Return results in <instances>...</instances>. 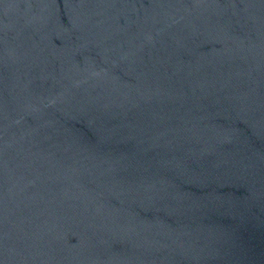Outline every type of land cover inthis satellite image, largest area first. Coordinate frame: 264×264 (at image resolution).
Returning <instances> with one entry per match:
<instances>
[{
	"label": "water",
	"instance_id": "1",
	"mask_svg": "<svg viewBox=\"0 0 264 264\" xmlns=\"http://www.w3.org/2000/svg\"><path fill=\"white\" fill-rule=\"evenodd\" d=\"M0 264H264V0H0Z\"/></svg>",
	"mask_w": 264,
	"mask_h": 264
}]
</instances>
